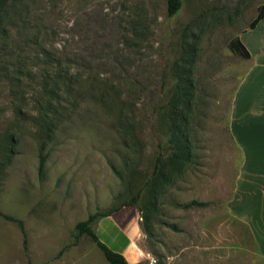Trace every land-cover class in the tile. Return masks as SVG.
Listing matches in <instances>:
<instances>
[{
  "label": "rangeland",
  "instance_id": "1",
  "mask_svg": "<svg viewBox=\"0 0 264 264\" xmlns=\"http://www.w3.org/2000/svg\"><path fill=\"white\" fill-rule=\"evenodd\" d=\"M263 3L181 0L169 16L167 0H7L0 211L23 229L0 215V264H110L75 226L120 206L131 264H264L227 208L241 161L231 102L248 67L229 42Z\"/></svg>",
  "mask_w": 264,
  "mask_h": 264
},
{
  "label": "crops",
  "instance_id": "2",
  "mask_svg": "<svg viewBox=\"0 0 264 264\" xmlns=\"http://www.w3.org/2000/svg\"><path fill=\"white\" fill-rule=\"evenodd\" d=\"M242 36L245 39H241ZM239 38L250 57L246 59L248 67L231 102L229 129L234 145L241 154V161L227 208L234 226L246 232L256 252L264 259V17L254 27L243 30ZM244 200H247V204L250 200L258 202L247 207ZM117 213L115 211L102 218L98 222L97 232L101 233L105 226L110 227L114 236L108 238L110 241L105 238L101 240L126 257V249L135 229L133 223L124 228L126 223L119 221ZM117 236L119 241L115 243Z\"/></svg>",
  "mask_w": 264,
  "mask_h": 264
},
{
  "label": "trees",
  "instance_id": "3",
  "mask_svg": "<svg viewBox=\"0 0 264 264\" xmlns=\"http://www.w3.org/2000/svg\"><path fill=\"white\" fill-rule=\"evenodd\" d=\"M7 0H0V7L4 5ZM181 7V0H167V13L169 16L175 15ZM264 17V3L258 8L256 16L250 22L249 27L252 28L255 24ZM229 47L233 52L238 54L242 58H249L250 54L245 45L241 42L239 36H235L229 42ZM185 89V85H182L180 88ZM181 136V137H180ZM184 136L181 132H175L174 130L171 133V139L175 145L174 159H186V156L183 154L185 149L188 148L187 140L182 139ZM161 156L158 155L156 157V162L153 170V176L160 177L161 175ZM44 158H40L39 167L40 169L43 167ZM136 203V199L131 200L123 205H133ZM208 202L191 200L183 205V207H191V206H206ZM120 207H116L107 211H96L90 214L85 220L80 221L76 224V230L78 235L87 234L90 236L92 241L97 245V247L102 251L105 259L110 264H131L127 261L123 254L112 250L107 244H105L97 235L96 230L94 228V224L98 222L100 219L111 215L113 212L118 211ZM0 215L5 219L12 220L18 223V225L23 229V223L21 220L16 219L8 214H4L0 211ZM140 264V263H135Z\"/></svg>",
  "mask_w": 264,
  "mask_h": 264
},
{
  "label": "bare ground",
  "instance_id": "4",
  "mask_svg": "<svg viewBox=\"0 0 264 264\" xmlns=\"http://www.w3.org/2000/svg\"><path fill=\"white\" fill-rule=\"evenodd\" d=\"M131 245H132V243H131Z\"/></svg>",
  "mask_w": 264,
  "mask_h": 264
}]
</instances>
